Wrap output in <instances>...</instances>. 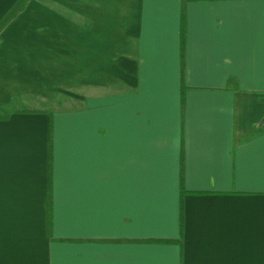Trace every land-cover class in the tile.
I'll return each mask as SVG.
<instances>
[{
	"label": "crops",
	"instance_id": "1",
	"mask_svg": "<svg viewBox=\"0 0 264 264\" xmlns=\"http://www.w3.org/2000/svg\"><path fill=\"white\" fill-rule=\"evenodd\" d=\"M0 110V264H264V0H27Z\"/></svg>",
	"mask_w": 264,
	"mask_h": 264
},
{
	"label": "trees",
	"instance_id": "2",
	"mask_svg": "<svg viewBox=\"0 0 264 264\" xmlns=\"http://www.w3.org/2000/svg\"><path fill=\"white\" fill-rule=\"evenodd\" d=\"M27 0H20L19 3L11 7L0 19V32L4 29V27L21 11L23 8L25 2ZM1 111V110H0ZM181 184H182V179H181ZM184 194V192H182ZM48 224L50 226V211L48 212ZM183 229V211L181 209V216H180V231L182 232ZM146 243H155V242H150L147 241ZM163 243H171V242H163Z\"/></svg>",
	"mask_w": 264,
	"mask_h": 264
}]
</instances>
